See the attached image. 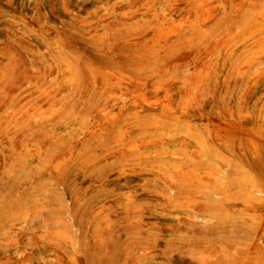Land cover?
<instances>
[{"label":"rangeland","instance_id":"rangeland-1","mask_svg":"<svg viewBox=\"0 0 264 264\" xmlns=\"http://www.w3.org/2000/svg\"><path fill=\"white\" fill-rule=\"evenodd\" d=\"M0 264H264V0H0Z\"/></svg>","mask_w":264,"mask_h":264}]
</instances>
